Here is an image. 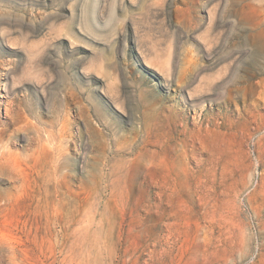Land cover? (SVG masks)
<instances>
[{
    "label": "rangeland",
    "instance_id": "obj_1",
    "mask_svg": "<svg viewBox=\"0 0 264 264\" xmlns=\"http://www.w3.org/2000/svg\"><path fill=\"white\" fill-rule=\"evenodd\" d=\"M0 130V264H264V0H0Z\"/></svg>",
    "mask_w": 264,
    "mask_h": 264
},
{
    "label": "bare ground",
    "instance_id": "obj_2",
    "mask_svg": "<svg viewBox=\"0 0 264 264\" xmlns=\"http://www.w3.org/2000/svg\"><path fill=\"white\" fill-rule=\"evenodd\" d=\"M230 101V100H229ZM228 102V101H227ZM232 102V101H231ZM226 103V102H225ZM7 108V107H6ZM5 108V109H6ZM9 110H11V109H9ZM8 110V111H9ZM7 111V110H6ZM11 112V111H10ZM7 114H8V112H7ZM9 116H10V114H9ZM14 123H15V121H14ZM16 125V124H15ZM21 126V125H20ZM21 128H22V126H21ZM24 128H25V126H24ZM24 128H23V130H24ZM22 130V131H23ZM12 132V131H11ZM14 132H16V128H15V131ZM5 134H6V131L5 130H0V146L2 145V144H4V142H5ZM13 135H14V133H13ZM16 135H17V132H16ZM50 138V137H49ZM15 138H13V140H14ZM6 158V155H5V153H0V160H4ZM60 161V160H59ZM180 175H182L183 177H185L186 178V176H188V174H187V172H186V170H182L181 172H180Z\"/></svg>",
    "mask_w": 264,
    "mask_h": 264
}]
</instances>
